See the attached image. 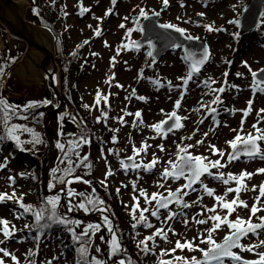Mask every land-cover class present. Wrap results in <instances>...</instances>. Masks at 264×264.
I'll return each mask as SVG.
<instances>
[{
    "label": "rangeland",
    "instance_id": "rangeland-1",
    "mask_svg": "<svg viewBox=\"0 0 264 264\" xmlns=\"http://www.w3.org/2000/svg\"><path fill=\"white\" fill-rule=\"evenodd\" d=\"M28 1V0H27ZM38 2H46L48 4H54L56 6V12L63 13L60 17V27L66 31L68 37V50L72 52L79 49L78 56L75 58L76 63L71 69L72 79L71 83L75 87L76 100H79L80 105H93L96 97L97 90H101L104 95L112 93L108 103L111 105L110 110L105 108L107 112V119L97 122V117L101 116L99 110H87L88 118L92 124L95 125L96 135L93 138L95 145L92 147L95 153V158L98 161V168L96 169V177L99 181L104 180L105 173L108 171V167L115 173L108 178L107 184L111 189L116 192L118 204L120 207L119 213L122 216V220L126 225H131L136 221L131 215V206L133 205V196L139 195V190L144 189L149 195L155 192H163L166 194V189L171 188L175 190L185 181L180 179L173 181L169 179L164 182L161 181L160 173L165 167H167V161L169 159L175 160L177 154V145H195L197 140H204L205 143L190 149L193 155H203L209 157L211 160L220 159V157L213 155L209 149V145H215L217 148L223 150L226 155L221 161L222 163L227 161V153L231 152L228 145V141L232 140L236 133L231 129H238L242 119V112L237 111L234 115L223 109H245L247 107V101L253 98L252 91L249 85L252 82V76L248 69L244 66L243 62L247 61L253 70L264 68V39H262L261 32L264 30V15L261 20V24L258 27L260 33L248 35L239 31L237 23H229L231 20H237L243 15L249 0H169V6L164 8L162 0H117L113 5L111 0H38ZM25 10V18L27 16L28 6L24 2H20ZM183 4V7L181 6ZM90 9L88 12L75 13L77 6ZM112 9V14L105 15L108 9ZM140 8L145 9L149 16L152 12H159V24L173 23L186 29L185 36L199 37L197 41L204 43L210 51V63L201 71V73L193 78V81L187 86V93L182 101L181 109L178 110V115L181 117H187L182 123L184 127L170 133L166 140L157 136L155 131L149 127L155 123L165 119V115L161 113V109L165 113H170L174 109V102L180 96V91L176 89H169L167 82L171 81L175 86L180 81L178 77L184 76L188 67L184 60L182 49L173 50L165 58L158 63H153L151 57L147 56L148 47L135 50L133 42H137L141 39L142 34L140 31H133L131 36L127 35L128 28H136V24L133 22L137 17ZM198 13H204V16L198 15ZM102 17V21L96 19ZM128 17V20L124 18ZM177 17H180L178 20ZM144 19H140V24ZM184 21L185 24L181 23ZM125 24V28H121V24ZM213 24L216 28L223 29L222 31L208 32L203 25ZM1 25V23H0ZM91 25V27H89ZM99 26L102 30L100 36L94 34V30ZM257 31V32H258ZM237 33L238 36L233 34ZM206 35H209L211 42L208 41ZM264 36V35H263ZM84 41H89L85 44ZM39 46H43L40 40H37ZM54 43V39L51 37V43ZM107 42V45L105 44ZM122 44H128V50H121L119 54L117 49ZM0 52L4 53L7 60L13 59L21 51V59L17 62L16 66L5 75V79L2 83L3 97L6 98L13 105H25L27 101H42L44 99L52 101L50 108H56V91H59V69L53 60H49L43 54V52L32 49L27 50V45L12 36L11 34L0 35ZM96 53L98 55H93ZM55 57V50H54ZM115 57V66H112V58ZM50 62L55 68L53 75H47L45 64ZM230 62V63H229ZM151 64L152 67H148ZM56 66V67H55ZM142 71L143 78H139V74ZM123 72L120 84L125 86L119 88L114 85L115 79L112 84L109 85L106 81L113 75ZM228 75L225 78L224 73ZM236 73H241V77H237ZM159 78L161 83L165 87L159 88L151 83V80ZM212 78L217 81L216 84L211 87L219 88L225 81L228 84L239 86L237 89L226 90L221 98L223 105L220 106L221 111L218 113V119L220 126L216 127L213 124L212 117L208 115L206 109L200 111H193V109L200 108L199 101L210 103L214 97L208 93V89L205 88L201 81ZM135 89L137 96H144L146 101H141L136 97L126 99ZM103 100L101 105H103ZM214 106V105H213ZM160 109H157V108ZM63 108V106H62ZM60 108L55 114L51 115V111L45 117L44 127L33 125L29 121L21 122L15 120L14 123L27 124L29 127L35 128V130H44L47 133L48 139L59 140L58 124L54 120L53 116L61 115L62 110ZM252 112L249 114L243 129V133L246 134L249 131H254L252 125L257 122V111L264 108V95L259 93L254 98L252 105ZM122 109H126L127 112L135 113L138 110H142L143 125L148 127L146 135L139 138V130L134 135L128 134L131 132V125L136 118L134 116L124 115ZM184 114H182L183 112ZM154 115V116H153ZM124 117L125 124L119 122L118 117ZM53 118V119H52ZM52 119V120H51ZM190 119V120H189ZM203 120V124L200 121ZM148 121V122H146ZM139 124V121H136ZM140 127V126H139ZM138 127V128H139ZM261 128H264V123L260 124ZM110 129H119L115 135L118 137V142L113 143L112 137L114 133ZM73 131L72 128L64 129V137L68 138V135ZM207 132L208 136L205 138L204 133ZM193 133L195 135L193 136ZM138 134V135H137ZM141 135V134H140ZM192 136V139H186ZM155 137V138H154ZM22 140L30 139L28 134H24L21 137ZM147 141L152 147L148 150L146 155L137 156V161H143L148 163L151 161L153 154L159 159V163L155 169L151 172H139L129 171L125 173L122 170L120 161L126 159L128 156L133 155V146L141 147L143 142ZM157 145L163 144L165 150L168 151V155L165 158H161L158 152H161L154 143ZM171 143V144H170ZM168 144H170L168 146ZM261 147L264 149V142H261ZM25 150L34 148L31 144L24 145ZM109 149L119 150V155L109 154ZM47 153V154H46ZM46 154V155H45ZM44 159L45 163V175L54 167L57 159V155L53 153L52 148L45 151ZM106 156L105 159L102 157ZM8 162L7 168L0 171V193L7 192L11 194L15 190L16 195L23 194V200L28 203H35L36 197H38V187L34 184L33 180L27 175V178H22L21 173H27L30 170L31 164L27 161L24 162L23 158L11 159V147L5 146L3 153L0 152V164ZM23 160V161H22ZM243 163H247L244 168L241 166ZM48 164V165H47ZM264 168V160L253 159L249 160L243 157L239 162L234 161L226 168L220 169L224 173L231 172L233 174H239L246 170L248 172L255 173L257 169ZM215 173L217 170L212 169ZM30 175V174H29ZM9 176L16 178L14 185H10L8 180ZM205 184L209 188L214 189L215 195H225L228 187L235 188V184L224 185L218 180H214L211 177L205 176L203 178ZM136 183V191L134 192L132 183ZM158 182H164L165 188L161 189L157 186ZM248 188L257 186L256 191L241 192L240 198L246 199L248 205L254 203L255 198L258 196V186L264 184V174H256L251 180L246 181ZM122 185H127L123 187ZM198 191L191 192L189 196L184 199L191 202L197 200L198 196H203L201 202L190 209L184 210L187 213L189 224L187 227L180 222H170L178 235L168 233V241H164L159 237L156 238L155 247L153 248L152 242L149 241V247L153 248L150 253V262L157 264L162 260H171L173 256H181L191 258L196 256L201 257V253L198 251L189 252L187 249L170 255H162L163 250H171L175 247L176 240H192L194 237L199 236L205 229L211 227L212 222L208 224L198 225L192 222V217L197 213H200L205 207L212 208L216 205L215 197H208L198 184L195 186ZM88 188V187H87ZM117 189H120L117 193ZM88 192V190H87ZM235 196V193H227L226 199L231 200ZM140 207H151L152 205H146L143 197L139 198ZM124 205H128L125 208ZM173 210L176 206L172 207ZM217 211L221 215L226 214V210L217 208ZM239 215L247 219L250 215L249 209L240 208L237 212L233 213L230 219H235L236 215ZM136 215H139L137 211ZM149 221L154 225L153 228H146L143 225L137 229L136 241L137 245L139 241L144 240L146 237L152 235L156 229L167 225L162 224L161 221L155 217H151L146 213ZM165 212L161 210V220L164 219ZM212 213L205 212V215L199 218H207ZM258 216H264V212L257 214ZM19 217V218H17ZM0 218H5L14 224L17 231L11 240L6 241L4 245L0 247H6L10 252L15 254L20 264H27L26 254L29 250L36 249V243L33 240V236L27 230L24 229L25 224H29L28 219L24 216L22 209L18 203L14 201H7L0 203ZM100 223L103 224V218L98 217ZM253 222H259L255 217ZM106 228V227H105ZM106 231V232H105ZM98 232L95 236V242L91 249V256H97L104 261L108 254V246L103 243L100 237L103 235L105 240H110V234L107 230ZM227 227H222L214 234V238L219 242L223 240V237L227 234ZM138 233V234H137ZM206 234V233H205ZM4 239L2 233H0V240ZM264 239V232H261L259 236H250L245 238L241 243L253 244L259 243ZM60 239L56 237H44L40 239L39 251L35 257L36 264H46L47 261L52 260V264H74V258L69 253L63 244L60 243ZM199 241H197L198 243ZM99 247L101 251L96 252V248ZM205 247V245H200ZM243 258L248 260L256 259V255L249 252H241L240 249H236ZM257 251H264V247L257 249ZM53 257L59 259L53 260ZM6 264H13L10 258H5ZM225 264H234V262L226 261Z\"/></svg>",
    "mask_w": 264,
    "mask_h": 264
},
{
    "label": "snow or ice",
    "instance_id": "snow-or-ice-1",
    "mask_svg": "<svg viewBox=\"0 0 264 264\" xmlns=\"http://www.w3.org/2000/svg\"><path fill=\"white\" fill-rule=\"evenodd\" d=\"M55 0H53V3ZM112 4L115 5L117 0H111ZM164 8L169 6V0H162ZM183 7V4H181ZM90 9L81 7V12H88ZM34 12L39 15V9H34ZM112 14V9H108L105 15ZM152 15L159 16V12H152ZM200 16H204V13H198ZM147 20L149 19V13L140 8L138 17L133 21L136 24V28H128L127 35L130 37L133 31H144V27L140 24V19ZM99 21H102V17L96 18ZM128 20V17L124 18ZM179 20L180 17H177ZM237 21L231 20L229 23H236ZM208 32L214 31H222L221 28L214 27L213 24L203 25ZM91 27V25L89 26ZM121 28H125V24L120 25ZM160 28L165 30H174L176 33L181 35H185L186 29L179 27L173 23H164L159 25ZM94 34L96 36H100L102 34V30L97 26L94 30ZM234 36H238L237 33L233 34ZM186 39H199V37L185 36ZM85 44L89 43V41H84ZM106 46L107 42H105ZM135 50H139L141 45L137 42H133ZM150 47L154 49V45L150 42ZM173 47L179 49L181 48L180 44H174ZM128 44H122L118 49L117 53L121 50H128ZM186 55L182 58L188 67V71L184 76L178 77L177 79L180 81L179 84L175 86L171 81L167 82V87L169 89H176L180 91V96L174 102V109L170 113H165L163 109H161V113L165 115V119L161 120L158 123L150 125L157 136L161 139L166 140L170 133H174L175 131L184 127L182 123L183 120H186L187 117H181L178 115V110L181 109L182 101L184 96L187 93V86L193 78L201 73L202 68L210 59V51L205 48L203 53L200 54L199 58L197 54L189 51L188 49H184ZM75 55V53H73ZM93 55H98L93 53ZM148 57L153 58V63L155 62V58L153 56V51L147 52ZM14 62V60H11ZM230 63V62H229ZM244 66L248 69L249 73L252 76V82L249 85L253 98L249 99L247 103V107L245 109H223L224 111H228L231 114H235L237 111L242 112V119L240 122V127L238 129H231L236 135L230 141H228V145L231 149L230 153H227V161L222 163L221 161L225 157L226 153L217 148L215 145H209V149L213 155L220 157V159L211 160L209 157L203 155H193L190 152L191 148L202 145L205 141L197 140L195 145H177V154L176 159H169L167 161V167L163 169L160 173L161 181H168L169 179L173 181H178L183 179L185 181L184 184L177 187L175 190L171 188L166 189V194L163 192H155L149 195L144 189L139 190V195L133 196V205L131 206V215L133 219L136 221L133 223L132 228L135 230L138 226L143 225L146 228H153L154 225L149 221L148 216L145 214H150L151 217H155L157 220L161 221L162 224L167 225V228L164 227L158 228L155 232L146 237L144 240L138 242L137 247L140 248L142 252L145 254L153 251L155 247L156 238L159 237L164 241H168L169 236L168 233L171 232L173 235H178L174 228L171 226L170 222H180L184 224L185 227L188 226L189 220L187 217V213L184 211L186 209H190L193 206L199 204L203 199V196H198L195 201H187L184 198L189 196L191 192H197L198 189L194 187L199 184L201 186L202 191L208 197H215V201L217 202L212 208H204L200 213H197L192 217V222L198 225L208 224L209 221L212 222L211 227L204 230L199 236L194 237L192 240H176L175 247L171 250H163L162 255H170L175 253L177 250L183 251L187 249L189 252L198 251L201 253V257L197 258L196 256H192L191 258L181 257V256H173L171 260H162L161 264H225L226 260L234 262V264H264V251H257V249L264 247V239L260 240L259 243L253 244H243L242 240L245 238H249L250 236H259L261 232H264V216H258L257 214L260 212H264V184L258 186L259 194L255 198L254 203L251 207L248 203L240 198L241 192L246 191H256L257 186H253L251 189L248 188L246 183L247 180H251V178L256 174H264V168H259L255 173L248 172L246 170L242 171L239 174H233L231 172L224 173L219 171L220 169L226 168L229 164L234 161L240 160L241 157H246L249 160L260 159L264 160V149L261 147V142H264V128L260 127L261 123H264V108L259 109L257 111V122L252 125V129L254 131H249L244 134L243 129L245 122L252 112V105L254 103V98L257 93L264 95V68H260L258 70H253L247 61L243 62ZM112 66H115V57L112 58ZM5 67L6 65H0V79L5 76ZM148 67H152L151 64ZM228 73L225 72L224 76L227 77ZM237 77H241V73H236ZM139 78H143L142 71L139 74ZM115 79V74L106 81L109 85L112 84V81ZM151 83L159 88L165 87L164 84L161 83L160 79H153ZM202 85L208 89V93L213 95L214 99L208 103L203 100L199 101L200 108L193 109V111H200L201 109H206L208 115L212 117L213 124L216 127L220 126V121L217 118L218 113L221 111L220 106L223 105V100L221 95L229 89H237L239 90V86L228 84L226 79L224 83L219 87H211L217 83L212 78H207L201 81ZM116 87L123 88V85L116 84ZM112 93H108L104 95L101 90H97L96 97L93 105H83L85 109L88 110H99L101 112V116L97 117V122H101V120L107 119V112L105 108H111V105L108 103L109 98ZM132 97H136L141 101H146L147 98L144 96H137L135 89L132 90L130 95L126 97V99H131ZM103 100V105H101V101ZM52 101L44 99L42 101H29L25 105H13L6 98L0 95V129H2L3 134H0V142L4 140L13 141L21 151L25 150V144H31L33 147L36 145H40L44 143V140L41 138L40 133H38L35 128L27 126V124H19L13 123V120H29L30 114H32L33 118L38 123V116H42L43 113H39L38 116L33 113L34 109H38L41 106L49 105ZM214 105V106H213ZM58 107V105H57ZM124 115L134 116L136 121H139V124L134 121L132 127L136 128L143 125V116L142 110H138L135 113L127 112L126 109H122ZM64 115L59 117L60 121H63L65 118ZM73 122H76L75 117L72 118ZM119 120L121 124H125L126 121L124 117L116 118ZM203 120L200 121L203 124ZM83 125V121L80 122ZM114 135L112 137V142L117 143L118 137L115 135L119 131V129H110ZM24 134H28L30 139L22 140L21 137ZM64 132L62 130L58 131V136L61 138L64 137ZM195 133H193V136ZM204 137L208 136V133L205 132ZM155 138V137H154ZM186 139H192V136L187 137ZM91 139L87 134L86 130H82L79 136H74L69 138L65 142L58 141L56 143L57 149L63 153L62 157H60V163L64 165L63 168L56 167L51 170L52 172V183H50L49 187H55V182H58L61 185L65 186L66 195L68 197V211L71 212L75 209L83 210L85 213H89L91 211H98L101 213L108 212L109 209L104 206L105 201L95 196V189L92 190V193L88 192H76L71 185L73 183H83L91 186V181L85 180L82 176H76L75 170L79 167H84L86 169L92 168V163L89 160L88 155L81 156L80 149L86 145L90 144ZM152 147V145L148 144L147 141H144L141 147L133 146V155L128 156L126 160H121L122 170L127 173L129 171L139 172L143 170L144 172L151 173L156 165L159 163V159L155 154L150 162L144 163L142 160L137 161L136 157L146 155L148 150ZM157 148L161 152L165 151V147L163 144L157 145ZM109 154L119 155V150L109 149ZM102 157L105 159L107 164L106 156ZM130 161V163H128ZM8 162L5 160L4 163L0 164V171L7 168ZM212 169H216L217 171L214 173ZM115 173L111 170V167H108V171L105 173L104 180L99 181V183L103 187H107V181L110 176H113ZM28 174L21 173L20 176L22 178H27ZM211 177L214 180H218L224 185L235 184L236 187H228L226 190V194L215 195L214 189L208 187L205 184L202 177ZM8 180L10 185H14L16 182V178L13 176H9ZM164 182H158L157 186L161 189L165 188ZM123 187H127V185H122ZM132 187L134 192L136 191V183L135 181L132 183ZM120 189H117V193H119ZM227 193H235V196L230 201L226 199ZM79 198V202H75L73 198ZM143 197L146 205H152L151 207H140L139 198ZM61 197L59 195L53 197H46L43 201L42 206L36 210L33 209L31 205H25L23 203V194L20 196L16 195L15 190L11 194L7 192L0 193V203H5L7 201H14L18 203L19 207L23 209L24 214H31L34 218V223L25 224L24 229L21 231L27 230L29 234L35 230L38 235L33 237L34 242L36 243V249L29 250V253L26 254L27 264H36L35 257L39 251V242L41 236H43L46 232L51 231L54 226H61L66 231H68L72 239L79 245L77 251L79 255V259L76 264H108V261H102L97 256H91L89 258L90 246L93 242V238L96 236L98 232L101 231L102 225L99 223L87 224L82 231L77 232L76 229L83 223V221L72 219L67 217L66 214L59 212ZM172 205L176 206V209L173 210ZM125 208H128V205H124ZM217 208H221L226 210L225 215H221ZM244 208L249 209L250 215L247 219L236 215V218L230 219L233 213L237 212L238 209ZM161 210H164L165 215L164 219L161 220ZM139 211V215L136 213ZM205 212L212 213L211 216L205 218H199L205 215ZM259 220V222H253V218ZM19 218V217H17ZM103 226L106 227L107 232L110 234V240H105L104 236L100 237L101 241L108 246L109 256L108 259L111 260L112 257L118 256L125 252L123 249L121 241L117 235V230L114 228L112 219L108 215L103 216ZM227 227L228 232L223 237L222 241H217L214 238V234L220 230L222 227ZM16 227L14 224H11L5 218H0V233L3 234L4 239L0 240V245H4L6 241L14 238L16 234ZM206 233V234H205ZM138 234V233H137ZM149 241L152 242L153 248L149 247ZM197 241H199L197 243ZM200 245H205V247H200ZM240 249L241 252H249L256 255V259L248 260L243 258L238 252L234 251V249ZM101 249L99 247L96 248V252L99 253ZM5 258H10L13 264H20L18 257L10 252L6 247H0V264H6ZM53 260L59 259L58 257H53ZM46 264H52V260L46 262ZM117 264H133V261L130 258H121L117 261Z\"/></svg>",
    "mask_w": 264,
    "mask_h": 264
},
{
    "label": "trees",
    "instance_id": "trees-1",
    "mask_svg": "<svg viewBox=\"0 0 264 264\" xmlns=\"http://www.w3.org/2000/svg\"><path fill=\"white\" fill-rule=\"evenodd\" d=\"M15 1H25L29 8L27 11V19L31 23L45 28L49 30L54 38H55V46H56V61L57 65L60 68V97L62 98L64 105L62 110V114L65 115V118L63 121L59 120V115L57 119H55L56 116L54 117V120L58 122L55 126L58 127V130H62L64 132V129L66 128H72L74 134L70 137H63L58 140L60 142H65L69 138H72L74 136H79L82 130H86L88 136L91 139L90 144L84 145L80 149L81 156L83 155H88L89 160L92 163V168L86 169L84 167H79L76 168L75 170V175L76 176H82L85 180L91 181V186L83 184V183H73L71 185V188H73L76 192H87V187H88V193H92V190L95 189V196L99 197L100 199H103L105 201V205L109 211L105 213H101L98 211H91L89 213H85L83 210L80 209H75L71 212L68 211V197L66 195V206L65 209L68 212L67 217L83 221V223L76 229L77 232H80L83 230V228L89 224V223H95V220L98 219L99 216L103 218L104 215H108L113 222L114 228L117 230V235L121 241L123 249L126 251L123 252L122 254L112 257L111 260L109 259H104V261H108V264H117V261L121 258H130L133 261V264H152L148 258V253L145 254L140 250V248L137 247L135 244L137 235V229L140 228L138 226L135 230L132 228L133 223L131 225H126V223L122 220V216L119 213L120 207L118 204V199H117V194L111 189V187L107 184V187H103L98 179L96 178V169L98 165V161L95 158V153L92 150V147L95 145V143L92 141L93 138H95L96 135V129L95 125L92 124L87 117V110L84 109L82 105H80L79 100H76V91L75 87L71 83L72 79V73L71 69L73 65L76 63L75 58L78 56V51L74 50L72 52H69L68 50V37L66 31H64L59 23H60V17H62L63 13H58L56 12V6L54 4H48L46 2H38V0H15ZM34 9H39V15H37L34 12ZM64 16V15H63ZM7 34L6 30L0 25V35L1 33ZM260 33V31H258ZM1 50V48H0ZM2 51V50H1ZM75 53V55H73ZM21 51L17 56H15L13 59L7 60L4 56V53L0 52V65H6L5 67V75L11 71L17 62L21 59L20 57ZM11 60H14V62H11ZM5 79L4 78L0 79V95L3 96V86L2 83ZM56 99V105L58 104V99ZM29 101H27L28 103ZM26 103V104H27ZM55 106V105H54ZM53 106V107H54ZM51 107L50 105H44L39 107L38 109H34L33 113L38 116L39 113H43L42 116H38L39 122L37 123L36 120L33 118L32 114H30V122L33 123V125H38L40 127H44V122H45V117L47 114L52 111L54 108ZM62 108V109H63ZM73 117H75L76 122H73ZM53 119V118H52ZM51 119V120H52ZM27 120V121H29ZM21 122H27L25 120H20ZM81 121H83V125H81ZM15 120H13V123ZM37 131V130H36ZM40 133L41 138L44 140L43 144L36 145L34 148L29 149L27 151H21L20 148L11 140H4L0 142V152L3 153L4 147L5 146H10L11 147V159L15 158H23L24 162L27 161L31 164L30 170L27 172L29 173L28 176L33 180L34 184L38 187V197H36L35 203H28L26 200H23V203L25 205H31L33 209L38 210L42 204L43 201L46 197H53L57 196L60 194L55 195L54 192L57 190V188L63 187L65 188L64 185L59 184L58 182H55V187L50 188L49 185L52 183L51 177H52V172L51 170L56 167L63 168L64 165L60 163V157H62L63 153L56 147V143L58 142L57 140H54L53 148L52 151L54 154L57 155L56 163L54 167L49 171L48 174L45 175L44 173V161L41 159L45 151L49 147V139L47 136L46 131L40 130L37 131ZM0 134H3L2 129H0ZM22 160V161H23ZM48 165V164H47ZM45 182L46 184V189H47V194L44 192L43 189V183ZM66 192V189H65ZM53 193V194H49ZM61 197V196H60ZM75 202H79V198H73ZM23 211V209H22ZM61 213V211L59 210ZM71 215H79L81 217H71ZM24 216L28 219L27 221L29 224L34 223V218L32 217L31 214H24ZM97 221V220H96ZM103 227V226H102ZM31 235L35 237L38 235L37 231L33 230L31 232ZM44 237H56V239H60V243L65 246V249L71 253V255L74 258V264H76L77 260L79 259L78 255V247L79 245L72 239L71 234L66 231L63 227L61 226H54L51 231L46 232L43 236H41V239ZM95 242V237L93 238V242L90 246V251H89V258H91V249L93 247V244Z\"/></svg>",
    "mask_w": 264,
    "mask_h": 264
},
{
    "label": "water",
    "instance_id": "water-1",
    "mask_svg": "<svg viewBox=\"0 0 264 264\" xmlns=\"http://www.w3.org/2000/svg\"><path fill=\"white\" fill-rule=\"evenodd\" d=\"M80 12L81 6L79 5L75 8V13ZM25 14L26 13L24 7L20 2L14 0H0V23L7 30V32L15 38L23 41L27 45L28 51L37 49L43 52L47 59H54L55 61L54 55L49 54L45 49V46H39L37 44V40H40V37L37 34H43L44 32H47L50 35V33L46 29L40 28L39 26L26 20ZM263 15L264 0H249L245 12L236 20L240 32L246 34L253 33L261 24ZM159 18L160 15L158 17L151 15L149 16V19L142 22L141 25L144 27V31H140L142 33V38L137 42L141 45L140 49L149 46V51H153V56L155 58L154 63H158L164 57H166L169 52L177 49L173 47L174 44L181 45L184 56L186 55L184 49H188L189 51L196 53L198 58L200 54L203 53L205 48H207L204 43H201L196 39L188 40L184 35L176 33L174 30H165L160 28L159 25L161 24H159L158 22ZM150 42L155 46L154 49L150 47ZM52 46L54 49L53 42ZM208 62L204 65L203 68L206 67ZM261 75L264 76V74ZM55 94L58 97L59 105L54 111L50 113L51 115L60 110L63 104V101L59 95V91H56ZM50 143L51 144L49 149L52 148L53 140H51ZM128 163H130V161H128ZM60 190L64 191V189ZM64 197L65 194L63 193L61 201L62 204L64 202Z\"/></svg>",
    "mask_w": 264,
    "mask_h": 264
},
{
    "label": "bare ground",
    "instance_id": "bare-ground-1",
    "mask_svg": "<svg viewBox=\"0 0 264 264\" xmlns=\"http://www.w3.org/2000/svg\"><path fill=\"white\" fill-rule=\"evenodd\" d=\"M182 24H185L184 23V21L181 23V25ZM39 37H40V42H41V44H43V46H45V49L47 50V52L49 53V54H54V49H53V46H52V43H51V36L46 32H44L43 34H37ZM206 37L208 38V41L209 42H211V38H210V36L209 35H206ZM45 68H46V72H47V75H53L54 73H55V68L53 67V65L50 63V62H48V64L46 63L45 64ZM56 67V66H55ZM122 74H123V72H120V73H118V75H116V77H115V83H114V85H116V84H120V82H121V79H124V77L122 76ZM120 85H123V84H120ZM125 87V86H124ZM123 87V88H124ZM157 109H160L159 107L157 108ZM183 112V111H182ZM182 114H184V112L182 113ZM154 116V115H153ZM190 120V119H189ZM146 122H148V121H146ZM133 124V123H132ZM148 127H146L145 125H142V126H140L139 128L138 127H136V128H134V127H132V125H131V132H129L128 134H131V135H134L135 133H137V130H139V132H140V134H139V138H141L143 135H146V133H147V131H148V129H147ZM138 135V134H137ZM171 144V143H170ZM170 144H168V146L170 145ZM154 145L156 146L157 145V143L155 142L154 143ZM158 154L161 156V158H165V156H167L168 155V151L167 150H165V151H163V152H158ZM247 164V163H246ZM245 163H243V165L241 166L242 168H244V166L246 165ZM244 201H246L247 202V200L246 199H244Z\"/></svg>",
    "mask_w": 264,
    "mask_h": 264
},
{
    "label": "flooded vegetation",
    "instance_id": "flooded-vegetation-1",
    "mask_svg": "<svg viewBox=\"0 0 264 264\" xmlns=\"http://www.w3.org/2000/svg\"><path fill=\"white\" fill-rule=\"evenodd\" d=\"M87 190H88V188H87ZM101 217V216H100ZM96 223H99V224H101L102 226H103V224L102 223H100V221L99 220H97L96 221ZM103 230V229H102Z\"/></svg>",
    "mask_w": 264,
    "mask_h": 264
}]
</instances>
